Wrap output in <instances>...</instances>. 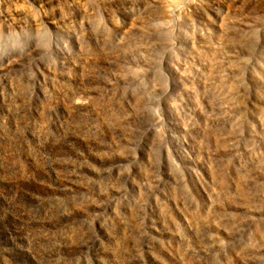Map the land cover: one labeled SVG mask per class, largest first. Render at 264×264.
Here are the masks:
<instances>
[{
  "label": "rangeland",
  "instance_id": "rangeland-1",
  "mask_svg": "<svg viewBox=\"0 0 264 264\" xmlns=\"http://www.w3.org/2000/svg\"><path fill=\"white\" fill-rule=\"evenodd\" d=\"M0 264H264V0H0Z\"/></svg>",
  "mask_w": 264,
  "mask_h": 264
}]
</instances>
